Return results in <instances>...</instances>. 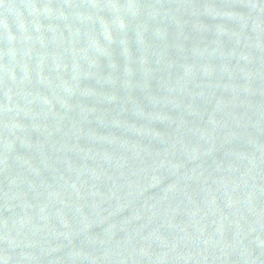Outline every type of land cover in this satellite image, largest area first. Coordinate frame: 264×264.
Segmentation results:
<instances>
[{"label": "water", "instance_id": "1", "mask_svg": "<svg viewBox=\"0 0 264 264\" xmlns=\"http://www.w3.org/2000/svg\"><path fill=\"white\" fill-rule=\"evenodd\" d=\"M0 264H264V0H0Z\"/></svg>", "mask_w": 264, "mask_h": 264}]
</instances>
